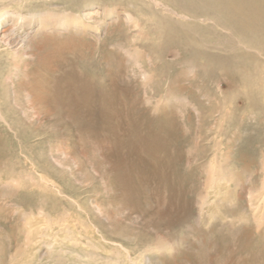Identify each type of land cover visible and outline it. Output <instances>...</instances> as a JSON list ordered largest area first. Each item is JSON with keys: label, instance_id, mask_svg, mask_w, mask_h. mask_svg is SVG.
I'll list each match as a JSON object with an SVG mask.
<instances>
[{"label": "rangeland", "instance_id": "374dc122", "mask_svg": "<svg viewBox=\"0 0 264 264\" xmlns=\"http://www.w3.org/2000/svg\"><path fill=\"white\" fill-rule=\"evenodd\" d=\"M55 3L112 12L0 92V264H264V0Z\"/></svg>", "mask_w": 264, "mask_h": 264}, {"label": "bare ground", "instance_id": "6f19581e", "mask_svg": "<svg viewBox=\"0 0 264 264\" xmlns=\"http://www.w3.org/2000/svg\"><path fill=\"white\" fill-rule=\"evenodd\" d=\"M39 1L40 0H0V92H8V94H6V97L10 99L7 95H9V91L12 87L15 86L18 90L24 91V94H22L23 96H19L18 98L14 99V103L12 104V106H14V104L20 105L23 104L22 101H24L26 105L22 106V108L18 107L21 110V114H23L24 116L29 112L31 113V111L34 112L35 110V107L31 106L33 105L30 98L31 90L24 87L28 85L25 84V82L29 79L34 78L37 74V69L39 67H42V65L45 63V59H43L45 56L41 55L44 50L42 47H40L42 38L46 35H44L43 32L45 31L46 33L50 30L56 32L58 31L61 34L62 32H67L71 28V30L73 29L75 32L81 33L82 30L87 28L89 31L93 32V35H95L97 40L100 41L102 38L101 28L104 27V16L112 12L110 11V9H106L101 6L97 22L92 23L91 20H93V18L91 17V15L93 9L95 11V5H93L92 3L84 5L81 10L79 9L78 12H76V10L72 11L73 9L70 10L69 7L66 6L69 10H64L65 12L60 15L58 12H54L52 10L53 7L57 6L55 0H42L41 2ZM33 5L46 6L47 10L42 13L40 11H35V8L31 7ZM26 7H31L32 10L25 11ZM57 14H59L60 17L57 18ZM125 16H127V20H131L132 18L128 14ZM26 19H29V21H31L33 25H31L32 23L26 24ZM20 30H22V32L18 33V31ZM56 35L58 36V34ZM32 36H38L39 38L34 39V41H32L31 43L30 38H32ZM46 38H49V36H46ZM54 39H56V36L54 37ZM54 42H56V40H54ZM56 43L59 44L58 42ZM59 45L58 47H60ZM53 50L54 48H52V53ZM23 89H25L26 92ZM8 102H11V99L10 101L8 100ZM1 104L2 100L0 98V121L6 128L10 129L11 124L9 119L7 118L8 112L5 111V108H3ZM43 234L46 238H42L46 241V244L49 247H52L58 240L56 233L45 232ZM63 238L74 239L72 235H67ZM122 249L125 248H122L120 245L116 247L113 250L115 251V254H111L114 257H99L101 263L124 264V261L127 257H125V259L122 258ZM87 256L85 255L82 260H84L85 258V262L89 263V259L91 257ZM99 258L97 260H99Z\"/></svg>", "mask_w": 264, "mask_h": 264}]
</instances>
